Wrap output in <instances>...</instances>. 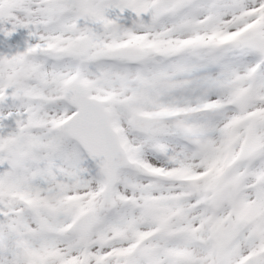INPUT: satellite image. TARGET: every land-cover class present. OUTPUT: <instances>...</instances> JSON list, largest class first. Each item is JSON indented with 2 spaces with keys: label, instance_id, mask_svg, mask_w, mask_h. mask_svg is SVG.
Listing matches in <instances>:
<instances>
[{
  "label": "snow or ice",
  "instance_id": "1",
  "mask_svg": "<svg viewBox=\"0 0 264 264\" xmlns=\"http://www.w3.org/2000/svg\"><path fill=\"white\" fill-rule=\"evenodd\" d=\"M0 264H264V0H0Z\"/></svg>",
  "mask_w": 264,
  "mask_h": 264
}]
</instances>
